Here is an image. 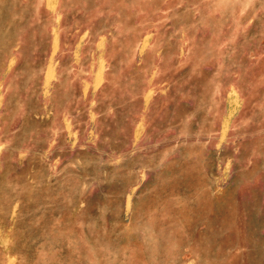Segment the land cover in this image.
<instances>
[{
	"label": "rangeland",
	"instance_id": "obj_1",
	"mask_svg": "<svg viewBox=\"0 0 264 264\" xmlns=\"http://www.w3.org/2000/svg\"><path fill=\"white\" fill-rule=\"evenodd\" d=\"M0 264H264V0H0Z\"/></svg>",
	"mask_w": 264,
	"mask_h": 264
}]
</instances>
